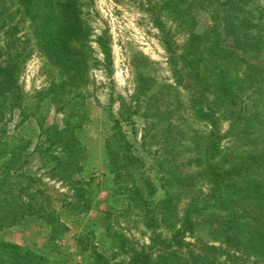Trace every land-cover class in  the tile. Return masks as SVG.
Here are the masks:
<instances>
[{
  "label": "rangeland",
  "instance_id": "374dc122",
  "mask_svg": "<svg viewBox=\"0 0 264 264\" xmlns=\"http://www.w3.org/2000/svg\"><path fill=\"white\" fill-rule=\"evenodd\" d=\"M227 1L79 0L87 63L62 69L36 38L30 2L0 0V196L23 214V192H29L59 223L54 233L52 224L24 217L0 230V242L30 250L45 264H132L142 254L148 264H263L264 250L250 249L245 241L253 239L247 238L249 227L262 228L264 235V97L252 94L256 85L245 77V67L264 65V49L254 51L250 40L246 54L233 60L227 70L242 84L220 101L232 111L224 108L210 122L211 97L196 88L193 74L181 79L173 72L157 27L166 26L184 55L197 37V61L201 67L204 58H212L214 65L207 67L213 73L222 54L206 56L212 42L205 40L227 38L225 17L245 18L252 37L261 4ZM98 35L109 43V71L100 64ZM191 60L185 65L192 72ZM56 94L63 110L53 103ZM66 116L83 150L75 174L63 165L64 175L78 178L72 185L57 171L55 178L46 176L56 168L53 155L34 153L50 140V132L47 142L40 138V126L63 129ZM213 141L220 150L211 160L207 147ZM14 157L13 169L4 170ZM218 167L222 177L213 174ZM18 175L40 178L42 185L26 188ZM251 180L259 182L261 205L245 199ZM232 212L237 228L243 225L235 238L244 241L238 251L223 244L219 228ZM178 230L184 235L176 247Z\"/></svg>",
  "mask_w": 264,
  "mask_h": 264
},
{
  "label": "trees",
  "instance_id": "16d2710c",
  "mask_svg": "<svg viewBox=\"0 0 264 264\" xmlns=\"http://www.w3.org/2000/svg\"><path fill=\"white\" fill-rule=\"evenodd\" d=\"M27 1H29L31 4V8L30 10L28 8V12L30 14L32 24L34 25L36 38L38 42H40L39 44L42 45L45 50L50 49L49 51L52 55V58L54 59L58 67L64 69L63 66L66 65H77L79 63L82 65L86 64L88 52L81 48V44L85 42V40H82L81 37L85 28L84 26L86 25H84L82 23V20L80 19L81 13L79 11V0ZM229 1L230 0L224 3L229 4ZM260 3L261 4L259 8H256L258 18L256 20V24L254 25L255 33L252 32V37H250V31H248V29L250 28H246L248 22L245 18H241V22H236L238 21V19H226L225 17V20L229 21L227 22L228 25H230V28H228L225 34V37L227 38L224 40V38L220 34H217L215 35V38L213 40H205L206 42H212L210 52H206V56L208 53L214 54V52L215 54L217 52H220L222 54L221 59L215 60L218 64V67L217 70L213 73L209 72L207 67L209 65V68H212V58H204L206 66L201 64L200 67V63L197 61V59H201L200 44H202L198 42L197 37L191 40L189 50L184 55V53L181 54L179 52V45L176 44L175 39H173L171 32L166 28V26H163L162 22V26H157L161 34V40L167 45L169 53L168 63H170V66L173 67V72L176 73L177 76L181 79L193 74L194 81L198 82L196 83V88L199 87L198 89L202 90L203 92H205L206 90V97H211L212 104L215 106L209 109L208 120L210 122L212 120H216L215 118L217 113L219 111L221 112L224 108H226L227 111H232V108H227L229 106L221 104L220 101L223 98H227L228 93H230L231 96H234V90H236V88L240 87L242 84L240 83V86H238V82H236L237 79H232L231 71L227 70L232 63H235L233 62V60L238 57V54L239 56L241 54H246L245 48H247L246 45L250 40H253L254 51L260 52L264 49V0H261ZM94 42L98 45V48L103 55L101 58H99L102 68L109 71L111 56L108 40L104 36L98 35L96 36ZM223 57H225L227 60H223ZM189 58H192V64L196 65V67H192V72L191 70H186L187 66L185 65V59L188 60ZM2 69V63L0 62V74L2 72ZM80 70L82 74H87V69L84 66L80 68ZM202 70H204V72ZM245 71L248 72V74H245V77H247V79L252 78L254 80L253 83L256 85L252 94H259L264 97V65L260 63H254L253 65L247 64V66L245 67ZM53 98V103L56 108L59 110H63L64 108L63 105H61V96L56 94ZM68 104L70 103L68 102ZM234 119L237 123L241 122L239 121V117H236ZM69 122L70 120L66 116V118H64L63 129H56L50 125H41L40 138L41 136H44L46 139L47 135L50 134V137L48 136L50 140L46 148L44 146H40L39 144L37 150L34 151V153H36L38 157L43 158L47 157L49 154L53 155V160L55 161L56 168H48L46 176L48 178H55L57 177V175L54 173V171H57L56 173L61 174L63 180H68L72 185L75 184L76 181H78V178L73 177V174L76 173V170L73 168L76 165L75 159L80 156L81 153H83V150L80 142L74 135V130L72 129L73 126H70ZM232 126L233 123L230 122V127L232 128ZM231 128H229V130ZM210 136H212V134ZM47 140L48 139H46V142ZM213 142L214 144L212 147H207V154L208 157L211 158V160L219 155L220 150L216 141ZM65 144L71 145V148H66L64 146ZM53 147L57 149V153L51 150ZM214 150L216 151V153L211 155L212 151ZM15 157L17 158L16 155ZM15 157L11 160V162L8 163V165H6L4 170L10 171L13 169V163L16 162ZM263 157L264 151L259 155V158ZM64 164H68L69 169L73 174L69 173L64 175V172H67L63 168ZM212 171L214 175L218 174L220 177H222L223 170L220 167L213 169ZM18 177H20L19 179L23 178L26 188H30L32 185L38 183L39 181L41 182L40 178L30 177L27 175H22V177L18 175ZM250 182H252V184L247 186L252 190L250 193H243L244 196H248L245 199L250 200L251 202L253 201L254 205H261V200L259 199L257 194L262 190H259L256 185L259 184V182L258 180H251ZM40 185H42V182ZM23 194L28 198V202L23 205V214H20L16 207H12L9 201L3 198V196H0V230L17 224V222L21 218L32 216L44 220L46 223L52 224V228L55 233L57 227L59 226L56 216L57 214H55V212H53L52 210L43 208L42 203L34 199L35 195L33 197L29 192H23ZM153 195L154 192H151L150 196ZM75 203L78 204V202ZM72 209L74 210V208ZM232 214H234V212L229 213L221 220V226L219 228L221 230L223 244L230 246L234 251H238L239 247H241L240 244L244 241L236 240L235 238L238 236V234H240L241 229H243V225L239 230L237 228L236 219ZM246 217L247 218H243V220L249 218L248 216ZM249 219L251 220V218ZM247 229H249L246 232L247 238L248 236H251L253 238V241H245L247 242L246 246L250 249L264 250V235L263 232L261 233L262 228L254 230L253 228L249 227L246 228V230ZM183 235L184 232L182 230H178L174 233V246L179 247L182 245ZM198 250L201 252L203 249ZM209 250L222 251L223 248L222 246H209ZM233 256H236V254H234ZM146 257L147 255L144 254H142L141 256H134L132 257V264H141L143 261H145V264H148L147 260L149 258ZM259 257H262V259H264V255ZM7 259H11V262H9V264H45L40 256L30 250H24L19 245L0 242V264H7ZM262 263L264 264V261Z\"/></svg>",
  "mask_w": 264,
  "mask_h": 264
}]
</instances>
